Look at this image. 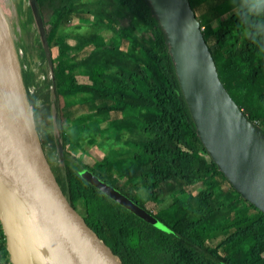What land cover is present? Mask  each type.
<instances>
[{"label":"trees","instance_id":"16d2710c","mask_svg":"<svg viewBox=\"0 0 264 264\" xmlns=\"http://www.w3.org/2000/svg\"><path fill=\"white\" fill-rule=\"evenodd\" d=\"M13 1L22 11L25 0ZM35 1L47 49L40 50L43 78L37 81L21 58V82L69 185L146 264H264V212L241 196L202 144L149 0ZM188 1L201 28L212 27L202 31L223 86L264 133V52L237 30L228 0H217L216 15L209 9L205 21L196 12L209 0ZM69 25L81 26L88 39L76 51ZM21 47L16 41L19 55ZM91 146L109 152L83 159ZM84 170L169 230L107 196L82 177ZM2 256L12 264L6 244Z\"/></svg>","mask_w":264,"mask_h":264},{"label":"water","instance_id":"95a60500","mask_svg":"<svg viewBox=\"0 0 264 264\" xmlns=\"http://www.w3.org/2000/svg\"><path fill=\"white\" fill-rule=\"evenodd\" d=\"M29 2L42 31L36 1ZM149 2L166 33L202 144L241 196L264 212V133L219 79L189 1ZM81 175L140 218L169 230L151 212L89 170ZM20 209L65 254H87L90 249L99 264H146L130 242L64 178L35 125L21 75L13 66V54L10 58L0 35V217L12 264H32Z\"/></svg>","mask_w":264,"mask_h":264},{"label":"rangeland","instance_id":"374dc122","mask_svg":"<svg viewBox=\"0 0 264 264\" xmlns=\"http://www.w3.org/2000/svg\"><path fill=\"white\" fill-rule=\"evenodd\" d=\"M13 2L15 6L12 4L11 0H0L10 38V44L12 46L13 66L15 72L19 75L21 70V58H24V66L28 65L34 72L35 79L40 81L43 78L40 50L44 48L46 49L43 33L29 0H25L23 3L24 6L22 11H18L17 4H15L16 2ZM214 14V10L212 9L210 16ZM202 20L205 21V18L203 17ZM67 29L70 34V42L75 51L87 42V36L81 26L69 25ZM103 36L105 39H108L110 33L104 31ZM16 41H18L19 44H22L20 55L16 50ZM85 78L86 77L79 76L76 78V81L85 80ZM108 152L109 151L99 149L96 146H91L87 148L86 154L82 155L83 159L89 160L91 157L102 158L104 155L108 154ZM178 197L185 200L187 195L183 192H179ZM20 215L30 248L32 264H72L71 254H65L57 245L53 244L43 229L37 225L25 211L20 209Z\"/></svg>","mask_w":264,"mask_h":264},{"label":"clouds","instance_id":"9594fccd","mask_svg":"<svg viewBox=\"0 0 264 264\" xmlns=\"http://www.w3.org/2000/svg\"><path fill=\"white\" fill-rule=\"evenodd\" d=\"M234 10L236 28L264 52V0H228Z\"/></svg>","mask_w":264,"mask_h":264},{"label":"bare ground","instance_id":"6f19581e","mask_svg":"<svg viewBox=\"0 0 264 264\" xmlns=\"http://www.w3.org/2000/svg\"><path fill=\"white\" fill-rule=\"evenodd\" d=\"M0 35L2 40L7 44L9 48V55L11 58L12 46L10 44L7 25L1 4H0ZM71 260H72V264H99L95 254L90 249H88L87 254L73 253Z\"/></svg>","mask_w":264,"mask_h":264},{"label":"crops","instance_id":"0c3cea01","mask_svg":"<svg viewBox=\"0 0 264 264\" xmlns=\"http://www.w3.org/2000/svg\"><path fill=\"white\" fill-rule=\"evenodd\" d=\"M216 2V3H215ZM210 7V8H209ZM220 7L218 1L216 0H209V2L201 5L198 9V12H197V15L201 18H205V12L208 11L209 9H213V10H217L218 8ZM215 13V12H214ZM215 15V14H214ZM214 15H212L211 17L213 18ZM203 31L205 33H209L211 30H212V27L209 25V23L207 24H203V27H202Z\"/></svg>","mask_w":264,"mask_h":264},{"label":"built area","instance_id":"2783aa9c","mask_svg":"<svg viewBox=\"0 0 264 264\" xmlns=\"http://www.w3.org/2000/svg\"><path fill=\"white\" fill-rule=\"evenodd\" d=\"M5 244H6V240H5V235L3 232L2 220L0 217V264H3L5 261V258H3V256H2V249H3V246ZM8 257H9V255H8Z\"/></svg>","mask_w":264,"mask_h":264}]
</instances>
